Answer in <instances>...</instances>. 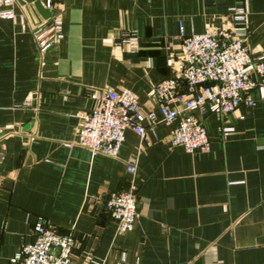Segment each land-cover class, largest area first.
I'll return each instance as SVG.
<instances>
[{
    "label": "crops",
    "instance_id": "crops-1",
    "mask_svg": "<svg viewBox=\"0 0 264 264\" xmlns=\"http://www.w3.org/2000/svg\"><path fill=\"white\" fill-rule=\"evenodd\" d=\"M51 2L63 39L43 59L31 33L40 19L34 9L15 5L14 21L0 19V264L32 241L39 219L73 238L70 264H264L259 90L248 94L251 106L203 118L208 153L171 148L173 125L160 122L153 96L156 84L178 75L180 31L228 29L264 55V0ZM234 8L246 9L243 24L233 23ZM131 31L137 52L120 44ZM103 90L130 91L158 120L145 140L126 131L117 159L74 144ZM222 128L232 131L222 138ZM130 190L137 216L133 230L119 234L105 201Z\"/></svg>",
    "mask_w": 264,
    "mask_h": 264
},
{
    "label": "built area",
    "instance_id": "built-area-1",
    "mask_svg": "<svg viewBox=\"0 0 264 264\" xmlns=\"http://www.w3.org/2000/svg\"><path fill=\"white\" fill-rule=\"evenodd\" d=\"M49 13L47 19H38L31 28L40 59L63 39L62 14L52 12L51 0H39ZM29 6L22 0H0V19L15 20L14 6ZM246 9H231L235 24L246 20ZM180 55L177 77L155 85L160 122L173 125L169 142L171 148H181L186 153L210 151L203 118L217 115L222 119L241 106H251L248 94L259 90L264 98V55H254L244 41L228 29L206 30L202 34H179ZM121 45L130 52L140 49L135 32L121 36ZM255 76L258 82L251 80ZM183 84L184 92H180ZM195 113L197 115H195ZM158 120L153 112H144L136 96L127 90L100 91L90 112L81 117L76 132L75 145L87 150L92 157L117 159L126 131H132L145 140V131L152 129ZM222 128L221 137L231 133ZM130 176L136 173L134 159L126 161ZM138 210V200L133 190L113 192L105 201V212L114 222L119 234L133 230ZM74 240L70 235H60L46 221L39 219L32 228V241L23 244L11 258V264H70Z\"/></svg>",
    "mask_w": 264,
    "mask_h": 264
},
{
    "label": "water",
    "instance_id": "water-1",
    "mask_svg": "<svg viewBox=\"0 0 264 264\" xmlns=\"http://www.w3.org/2000/svg\"><path fill=\"white\" fill-rule=\"evenodd\" d=\"M29 5L42 18L47 19L49 13L43 8L39 0H22Z\"/></svg>",
    "mask_w": 264,
    "mask_h": 264
}]
</instances>
